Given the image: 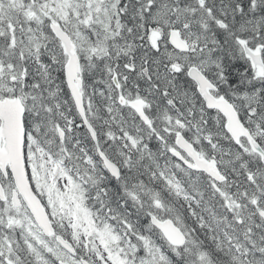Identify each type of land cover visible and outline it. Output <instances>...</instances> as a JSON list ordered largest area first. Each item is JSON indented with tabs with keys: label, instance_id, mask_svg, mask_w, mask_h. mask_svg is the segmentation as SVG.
<instances>
[{
	"label": "snow or ice",
	"instance_id": "snow-or-ice-1",
	"mask_svg": "<svg viewBox=\"0 0 264 264\" xmlns=\"http://www.w3.org/2000/svg\"><path fill=\"white\" fill-rule=\"evenodd\" d=\"M0 264H264V0H0Z\"/></svg>",
	"mask_w": 264,
	"mask_h": 264
}]
</instances>
